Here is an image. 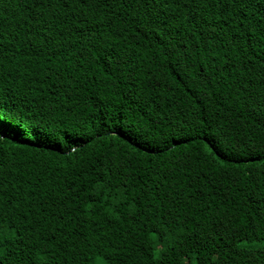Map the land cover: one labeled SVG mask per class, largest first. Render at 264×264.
Listing matches in <instances>:
<instances>
[{"label": "trees", "instance_id": "trees-1", "mask_svg": "<svg viewBox=\"0 0 264 264\" xmlns=\"http://www.w3.org/2000/svg\"><path fill=\"white\" fill-rule=\"evenodd\" d=\"M0 264H264V0H0Z\"/></svg>", "mask_w": 264, "mask_h": 264}, {"label": "snow or ice", "instance_id": "snow-or-ice-1", "mask_svg": "<svg viewBox=\"0 0 264 264\" xmlns=\"http://www.w3.org/2000/svg\"><path fill=\"white\" fill-rule=\"evenodd\" d=\"M15 134V129H12L6 118L0 115V139L10 138Z\"/></svg>", "mask_w": 264, "mask_h": 264}]
</instances>
